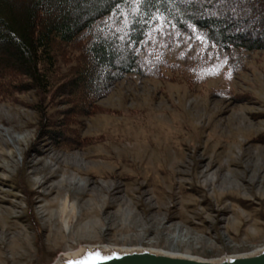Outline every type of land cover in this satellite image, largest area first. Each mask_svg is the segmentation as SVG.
<instances>
[{
  "label": "rangeland",
  "instance_id": "rangeland-1",
  "mask_svg": "<svg viewBox=\"0 0 264 264\" xmlns=\"http://www.w3.org/2000/svg\"><path fill=\"white\" fill-rule=\"evenodd\" d=\"M245 57L194 88L128 75L83 120L93 143L78 150L38 137L34 92L0 100V264H52L83 245L204 259L262 248L264 51Z\"/></svg>",
  "mask_w": 264,
  "mask_h": 264
},
{
  "label": "trees",
  "instance_id": "trees-1",
  "mask_svg": "<svg viewBox=\"0 0 264 264\" xmlns=\"http://www.w3.org/2000/svg\"><path fill=\"white\" fill-rule=\"evenodd\" d=\"M150 16L167 18V33ZM258 51L264 0H0V100L34 92L38 137L67 151L93 143L83 120L128 75L194 88Z\"/></svg>",
  "mask_w": 264,
  "mask_h": 264
},
{
  "label": "water",
  "instance_id": "water-1",
  "mask_svg": "<svg viewBox=\"0 0 264 264\" xmlns=\"http://www.w3.org/2000/svg\"><path fill=\"white\" fill-rule=\"evenodd\" d=\"M52 264H264V246L248 253L204 259L145 247L83 245L60 254Z\"/></svg>",
  "mask_w": 264,
  "mask_h": 264
},
{
  "label": "snow or ice",
  "instance_id": "snow-or-ice-1",
  "mask_svg": "<svg viewBox=\"0 0 264 264\" xmlns=\"http://www.w3.org/2000/svg\"><path fill=\"white\" fill-rule=\"evenodd\" d=\"M181 2L190 3V0H181ZM149 19L152 20L153 27H156L157 24H159L161 26L160 28H157L158 32L163 31L164 33H167V29L163 28V25H165V24H169V26L171 27L170 21L167 18H165V17H162V16H150ZM185 27L187 29H189L190 32H195L197 38L201 39L202 42L207 40V37H201L200 36L198 29H196L194 25L185 24ZM210 46L214 47V45H210Z\"/></svg>",
  "mask_w": 264,
  "mask_h": 264
},
{
  "label": "bare ground",
  "instance_id": "bare-ground-1",
  "mask_svg": "<svg viewBox=\"0 0 264 264\" xmlns=\"http://www.w3.org/2000/svg\"><path fill=\"white\" fill-rule=\"evenodd\" d=\"M59 212L61 219H63L64 224L67 226L68 225L67 219L73 215L74 208L68 204V201H65L62 204V207Z\"/></svg>",
  "mask_w": 264,
  "mask_h": 264
}]
</instances>
